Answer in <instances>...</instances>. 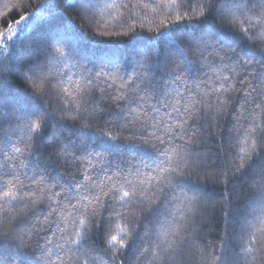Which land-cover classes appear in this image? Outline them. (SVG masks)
I'll return each mask as SVG.
<instances>
[{
  "label": "snow or ice",
  "instance_id": "snow-or-ice-1",
  "mask_svg": "<svg viewBox=\"0 0 264 264\" xmlns=\"http://www.w3.org/2000/svg\"><path fill=\"white\" fill-rule=\"evenodd\" d=\"M29 4L0 30V264H264V0ZM217 207L240 230L201 245Z\"/></svg>",
  "mask_w": 264,
  "mask_h": 264
},
{
  "label": "trees",
  "instance_id": "trees-1",
  "mask_svg": "<svg viewBox=\"0 0 264 264\" xmlns=\"http://www.w3.org/2000/svg\"><path fill=\"white\" fill-rule=\"evenodd\" d=\"M20 0H0V30H5L7 24H14V21L19 18V15L21 14H27L25 12L24 8H14L13 6L18 4ZM40 2V0H30V4L27 6V11L31 12L36 5ZM80 26L85 29L87 32L88 37L90 38H96L100 40H110L113 43L117 44L120 47L125 46V42L127 41L128 37L124 35H116L115 33L119 31V29L112 28L110 25L109 28L112 31V34L109 36L101 37L99 35V32L96 30L95 25H88L81 22ZM183 43V42H182ZM45 107H48V104H45ZM71 125V129L66 131L65 135L68 136L71 139H75L80 135L82 131L89 130L86 125H83L81 123H73L71 121L68 122ZM227 126V122H225V127ZM211 147H215L214 144H212L211 141L208 142ZM203 147V145H201ZM47 153V149L45 150ZM231 149H229L227 146L224 148V152L226 154L231 153ZM214 153H206V155H212ZM53 168L58 169L59 173L64 175L65 179L70 178V173L66 172L65 167L59 163L56 162L55 158L52 159L50 163V169ZM242 191L247 194H251V189L248 187L243 186V183L241 182ZM230 187V186H229ZM208 191L213 193L215 196L219 197L223 191L224 187L221 185H216L215 183H208L207 184ZM240 203L239 200H233V204ZM209 217L206 221V224L204 226V239L200 241L201 245L204 243H208L213 246H218L224 243L225 239H229L228 233L230 232H238L239 225L237 224L235 228L227 225L224 223L223 217L220 215V209L219 207L216 208V210L213 212V210L209 209ZM138 230V229H137ZM234 238V237H232ZM217 251H219V248L217 247Z\"/></svg>",
  "mask_w": 264,
  "mask_h": 264
}]
</instances>
